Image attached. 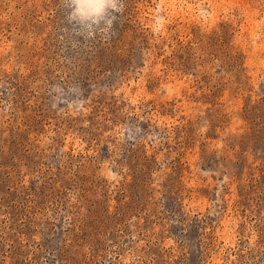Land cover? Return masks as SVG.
<instances>
[{"label": "rangeland", "instance_id": "rangeland-1", "mask_svg": "<svg viewBox=\"0 0 264 264\" xmlns=\"http://www.w3.org/2000/svg\"><path fill=\"white\" fill-rule=\"evenodd\" d=\"M123 3L0 0V264H264V0Z\"/></svg>", "mask_w": 264, "mask_h": 264}, {"label": "clouds", "instance_id": "clouds-1", "mask_svg": "<svg viewBox=\"0 0 264 264\" xmlns=\"http://www.w3.org/2000/svg\"><path fill=\"white\" fill-rule=\"evenodd\" d=\"M64 18L71 26L72 33L85 38L96 34L107 36L115 21L117 13L123 11V0H61ZM162 18H157V24Z\"/></svg>", "mask_w": 264, "mask_h": 264}]
</instances>
